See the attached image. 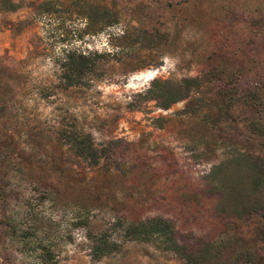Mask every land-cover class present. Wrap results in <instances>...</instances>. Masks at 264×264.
Segmentation results:
<instances>
[{
    "label": "rangeland",
    "instance_id": "obj_1",
    "mask_svg": "<svg viewBox=\"0 0 264 264\" xmlns=\"http://www.w3.org/2000/svg\"><path fill=\"white\" fill-rule=\"evenodd\" d=\"M0 11V264H185L152 243L124 241L121 224L149 216L175 221L184 234L223 242L224 264H264V212L221 216L205 174L231 150L262 156L248 121L260 108L220 111L223 80L264 82V0H95L117 14L97 34L85 20L35 14L41 0H14ZM135 28L161 34L152 49L129 46ZM109 52L74 86L60 79L64 50ZM201 78L200 89L160 108L141 94V76ZM61 128L89 133L97 163L72 153ZM121 244L94 260L96 236ZM39 246V247H38ZM252 261H236L239 251Z\"/></svg>",
    "mask_w": 264,
    "mask_h": 264
},
{
    "label": "trees",
    "instance_id": "obj_2",
    "mask_svg": "<svg viewBox=\"0 0 264 264\" xmlns=\"http://www.w3.org/2000/svg\"><path fill=\"white\" fill-rule=\"evenodd\" d=\"M18 8L19 4L14 0H0V11H16ZM34 10L39 17L45 16L57 21L73 16L85 20L80 37L83 34H97L117 22V14L95 0H41L34 3ZM124 37L126 41L128 39L129 46L152 49L154 43L161 39V34L135 28ZM108 56L109 52L64 50L60 58L61 81L68 87L80 84L88 74L96 70L99 61ZM154 73L146 72L141 79L148 82L154 78ZM206 74L211 76L209 79L217 81L215 96L221 102L219 115L220 111H227L232 105L241 102L255 109L262 106L264 82L246 76L223 80V72L216 68L207 70ZM201 83L198 76H186L179 80L154 78L140 96L144 101L154 100L160 108L168 109L173 103L188 98L193 90L200 89ZM248 125L251 134L260 140L263 155L251 156L240 150H231L205 174L209 191L218 195L214 208L221 216L239 217L246 213L264 212V123L253 117L249 119ZM58 136L69 145L74 155L92 163H97L107 154L106 147H95L89 133L61 128ZM119 225L122 227V240L152 243L158 249L172 252L185 264H224L220 259L221 250L225 246L223 242L206 241L193 234H184L171 218L155 215L126 224L119 222ZM42 247L46 255L42 264H54L52 251L46 246ZM120 248L118 241L110 240L106 233H101L94 239L91 258L99 260ZM249 257L251 253L242 250L236 254V261L250 262L252 260Z\"/></svg>",
    "mask_w": 264,
    "mask_h": 264
}]
</instances>
